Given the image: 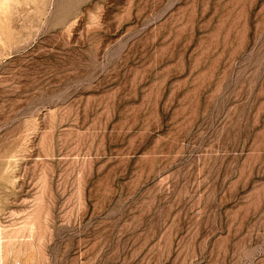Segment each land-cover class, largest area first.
I'll return each mask as SVG.
<instances>
[{
    "label": "rangeland",
    "instance_id": "1",
    "mask_svg": "<svg viewBox=\"0 0 264 264\" xmlns=\"http://www.w3.org/2000/svg\"><path fill=\"white\" fill-rule=\"evenodd\" d=\"M0 264H264V0H0Z\"/></svg>",
    "mask_w": 264,
    "mask_h": 264
}]
</instances>
